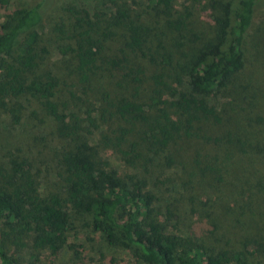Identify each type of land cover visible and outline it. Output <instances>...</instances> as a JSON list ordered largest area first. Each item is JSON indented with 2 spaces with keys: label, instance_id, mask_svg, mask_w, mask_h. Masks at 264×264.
Listing matches in <instances>:
<instances>
[{
  "label": "trees",
  "instance_id": "1",
  "mask_svg": "<svg viewBox=\"0 0 264 264\" xmlns=\"http://www.w3.org/2000/svg\"><path fill=\"white\" fill-rule=\"evenodd\" d=\"M116 1L109 15L66 2L48 23L51 5L38 0L0 23V115L19 124L24 101H38L64 139L45 174L20 149L0 161V264H41L60 251L77 264L72 238L82 230L130 251L136 264H264V232L239 226L232 244L220 229L231 213L227 185L232 196L253 190L248 177L226 172L247 157L264 160L255 136L264 132V92L243 78L252 52L264 58L245 47L257 0L237 9L219 2L216 26L168 15L170 36L157 13L146 15L173 0ZM202 163L188 172H215L204 196L189 180L173 186L184 198L161 193L170 171ZM232 181H243L240 190Z\"/></svg>",
  "mask_w": 264,
  "mask_h": 264
},
{
  "label": "rangeland",
  "instance_id": "2",
  "mask_svg": "<svg viewBox=\"0 0 264 264\" xmlns=\"http://www.w3.org/2000/svg\"><path fill=\"white\" fill-rule=\"evenodd\" d=\"M38 0H8V5H0V23L5 18V14L11 12L16 7H24L31 3H35ZM46 5H51L49 14L45 19L49 22L54 21V9L66 2L71 5L80 6L81 8L88 9L90 11H98L99 9H105V12L109 15L113 12L114 6L112 0H45ZM123 0H117L115 3H121ZM231 2L230 6L234 9L238 8V0H173L172 9L166 8L164 5L157 6V9L149 12L146 16L150 19L153 18L154 14L157 13L155 21L158 22L159 29L166 33V36H170L173 33L169 29L166 18L170 16H179L181 14L183 18L191 26L201 27L209 24H217L214 17L216 15L221 16L223 14L218 3ZM163 4L165 0H162ZM165 10L164 14L162 11ZM166 17V18H165ZM48 29V25L41 26L40 31L44 32ZM245 47L249 51L255 50L264 53V0H257L256 11L248 30V34L245 40ZM250 60L244 65L243 78L245 81H249L251 87L257 91L258 94L264 92V58L259 60L256 59L254 52L250 55ZM98 64V63H97ZM72 65V62L69 64ZM99 65H101L99 63ZM257 67V68H256ZM257 73L260 75L259 77ZM253 78V80H251ZM251 80V81H250ZM77 91V89L75 90ZM264 101V98H263ZM24 115L19 124H12L8 115H0V161L5 160L10 153L17 152L20 149V153L27 154L33 161L35 166H39L41 163V171L46 172L49 164L54 160L53 154L57 152L64 142L63 138H57L55 136V125L57 124L52 116L47 115L42 104L38 101H24ZM60 112L63 110L60 109ZM256 139H263L264 132H256ZM228 138V137H227ZM226 138V139H227ZM225 140V139H223ZM226 141V140H225ZM249 141H253L249 138ZM229 147L238 148L239 143L228 138L225 142ZM200 165H191L185 170L177 169L170 171L165 178L160 180L159 190L165 196H175L177 199L184 198V195H179L182 191L177 192L179 189L173 186H178V182L182 180H189L188 186L194 187L198 191L196 194L204 196L205 194L200 189L201 187L213 182L215 172L205 170L199 172V176L191 177L188 171L195 169ZM46 167V169H45ZM230 171L226 172L229 180H235V177L240 176L239 179L249 178L248 185L253 187L250 193H235L233 196L229 185L222 195L224 200L231 208V213L227 216L226 221L221 222L222 227L221 234L223 237L230 235V241L232 244H237L241 237V232L238 231L239 226L243 228V232L246 235L249 232H254V237L259 235V232H264V160L262 164L258 163L251 157L245 158L243 161H238L237 164L232 166ZM225 172V171H224ZM190 179L192 182H190ZM238 180V179H237ZM243 181H232V184L240 190ZM228 183V182H227ZM238 185V186H237ZM248 189V187H247ZM249 190V189H248ZM213 200V197H209ZM216 202L220 203L218 199ZM247 203L251 208V214L242 212V203ZM248 211V210H247ZM239 213L245 214L247 217L245 225H239L235 221L243 219ZM250 216V219H249ZM223 229V230H222ZM72 241L76 244L81 252L83 259L77 260V264H136L130 251L119 248V247H108L102 242V236L100 234H94L90 230H82L79 237H73ZM47 254L42 253L41 258L44 259ZM68 254L65 252H57L53 260H43L41 264H67L66 258ZM39 264V263H37Z\"/></svg>",
  "mask_w": 264,
  "mask_h": 264
}]
</instances>
